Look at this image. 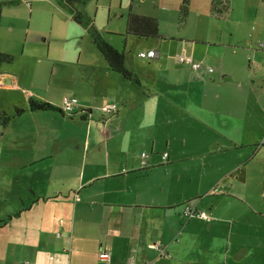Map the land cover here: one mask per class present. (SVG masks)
<instances>
[{
  "label": "crops",
  "instance_id": "0c3cea01",
  "mask_svg": "<svg viewBox=\"0 0 264 264\" xmlns=\"http://www.w3.org/2000/svg\"><path fill=\"white\" fill-rule=\"evenodd\" d=\"M227 1L215 17L231 39L219 23L202 47L170 32L177 7L151 15L160 37L132 42L130 80L56 0H0V53L13 56L0 64V112L14 116L0 126V264H264V46L250 29L249 45L234 41L232 26L264 27V0ZM125 6L123 27L145 15ZM150 50L159 56L139 55ZM65 95L79 100L72 114L29 110L30 99L60 109ZM46 135L57 146L42 153ZM186 204L209 219L185 216Z\"/></svg>",
  "mask_w": 264,
  "mask_h": 264
},
{
  "label": "rangeland",
  "instance_id": "374dc122",
  "mask_svg": "<svg viewBox=\"0 0 264 264\" xmlns=\"http://www.w3.org/2000/svg\"><path fill=\"white\" fill-rule=\"evenodd\" d=\"M109 1L110 0H87L86 3H88L89 5L87 11L89 13L88 15H86L85 13L84 14L87 17L93 18L95 28H97L101 34L105 35L108 40L111 38V42L114 43L118 50L123 52L125 56L129 55V57H131V55H133L134 53L138 54L140 52L141 49L132 42L140 44L151 42L139 41L140 39L138 40L136 38H128V36H125L127 21L123 27V25L121 24L123 22L121 19V15L124 10L128 12L129 8L125 9V5H128L129 7L131 3L134 5L135 11L139 13H145V15L150 16L154 14L160 16L168 14V16H170L173 12V9L177 7L178 12L177 18L175 20L176 29L170 30V32L178 33L179 38L181 39L194 41V43L196 42L199 47H202L203 45L211 42L212 39H216L222 36V24L219 23L226 24V30H224L223 34L224 40L229 41L231 39V36L226 35L228 28V24L226 22L228 20L226 21L222 19L224 15H222L221 18L219 17L220 19L215 17V12L211 10L212 0H188V15L183 22L181 21V13L179 10V3H181L182 0H113L112 4H108ZM122 2L123 5L120 6ZM84 11H86V9H84ZM260 14L258 18L261 19L262 17H264V14L262 13L261 17ZM232 26L236 30V35L233 37V40L241 43L242 45H249V43H251L252 41L251 34L248 32L249 29L255 37V44L264 42L263 25L257 27L255 25H252V23H248V26L244 23H241L233 24ZM108 27H110L112 30H109ZM166 45L168 46V44ZM130 62L131 60L130 58H128V63ZM260 90L264 91V88ZM46 132L47 131L44 130V135L46 134ZM78 133H81V129H78L77 127L67 129V134L75 135ZM48 135L41 137L42 153H44L46 149L51 150L57 146L52 144V146H50L49 148L45 147V139L48 137ZM187 140L191 141L192 139ZM58 146L63 151V154L67 153L71 156V158H80V151H78V149L71 143L60 142ZM100 152H102V150H100ZM100 154H102L100 158H103V155H105L104 152ZM38 169L39 168L31 167L27 170H30V172H35Z\"/></svg>",
  "mask_w": 264,
  "mask_h": 264
},
{
  "label": "trees",
  "instance_id": "16d2710c",
  "mask_svg": "<svg viewBox=\"0 0 264 264\" xmlns=\"http://www.w3.org/2000/svg\"><path fill=\"white\" fill-rule=\"evenodd\" d=\"M60 6H62L71 15L72 19L80 25L86 26L91 30L92 42L97 51L104 58L107 68L110 71L117 72L123 75L125 78L130 80H137L136 76L129 71L125 63V55L123 52L116 49L107 37L101 34L94 27V20L92 17H87L82 11V7L87 0H56ZM188 0H182L180 4L181 21L183 22L188 15ZM227 0H213L211 10L215 13H224L227 11ZM125 36H131L137 39H153L159 38V23L157 18L147 15H138L130 13L128 15L127 29ZM13 56L8 54L0 53V64L11 63ZM29 110H58L63 112L61 109L56 108L48 102L38 101L34 99L29 100ZM24 110L20 108L15 109V116L20 115ZM88 111H85L83 115L87 117ZM13 115H9L6 112H0V126L6 127L13 119Z\"/></svg>",
  "mask_w": 264,
  "mask_h": 264
},
{
  "label": "built area",
  "instance_id": "2783aa9c",
  "mask_svg": "<svg viewBox=\"0 0 264 264\" xmlns=\"http://www.w3.org/2000/svg\"><path fill=\"white\" fill-rule=\"evenodd\" d=\"M262 46H264V42L262 43ZM139 55L143 58H155L159 56V53L156 50H150L148 52H141ZM177 59L179 62L183 64L191 65V67L194 69H198L201 66L200 63L194 62L190 56H185L183 54H180L177 56ZM78 106H79L78 98L74 96L65 95L62 98L60 109L65 114H72L75 112ZM103 110L108 114L114 113L115 111H117V104L108 103L104 105ZM167 155H168L167 153L163 154L162 158L166 159ZM147 157H148V154L146 152L141 153V165L142 166L148 165ZM183 214L187 217H198V218H203V219H209V216L205 211L197 209L192 204H186L184 206ZM151 247L161 249L162 246L160 243H156V244H153ZM98 257L102 262L110 261V253L107 250H101L99 252Z\"/></svg>",
  "mask_w": 264,
  "mask_h": 264
}]
</instances>
